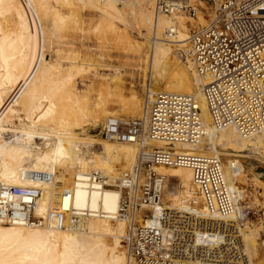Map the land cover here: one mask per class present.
Masks as SVG:
<instances>
[{"label": "bare ground", "instance_id": "bare-ground-1", "mask_svg": "<svg viewBox=\"0 0 264 264\" xmlns=\"http://www.w3.org/2000/svg\"><path fill=\"white\" fill-rule=\"evenodd\" d=\"M200 3L205 11L191 19L193 25L186 23L182 19L184 16L175 17L179 26L175 43L163 39L155 44L150 42L151 52L148 51L142 59L150 81L144 90V100L112 90L95 96L93 102H86L77 97V87L86 78L78 75L84 70L79 67L80 72L76 68L79 66L77 56L72 57L73 52L61 56L64 51L58 43L54 54L51 43L55 42L54 37L59 40L75 37L70 23H77L86 6L99 13L107 28L114 30L115 22H118L124 29H138L147 40L153 32L160 35L171 20L166 16L154 19L153 0H0V185L29 186L33 183L21 178L26 172H53L55 182L45 186V192L36 205V212L42 213L58 203L62 188L72 183L73 176L100 170L107 182H113L123 171L147 161L155 147L219 155L218 148L223 143L222 135H225L229 147H242L264 162V133L242 137L233 126L215 128L202 95L203 82L196 73L190 54L187 53L185 59L176 55L179 61H184L179 67L175 66L172 56L175 49L189 50V27H204L211 17L210 4L204 0ZM63 8L68 11L67 16L63 15ZM56 29L57 37L54 34ZM158 92L188 94L195 99L204 132L199 145L175 143L168 146L166 141L148 137L147 114ZM118 111L124 116L137 114L145 119L136 142L109 141L86 132L90 121L96 126ZM14 117L17 124L13 122ZM103 146L117 149L116 157L106 160L99 153ZM95 147L98 150L94 151ZM222 168L228 186L237 193L239 201V195L243 197L244 191L237 181L232 180L235 164L222 163ZM243 168L252 174L255 183L264 184V174L258 172L252 162ZM154 169L179 185L171 197L163 195V204L185 208L184 201L196 200L197 212L208 215L192 183L189 168L159 165ZM119 199L117 189L86 191L82 184H76L72 202L77 208H86L85 213H78L83 215L79 216L80 227L56 229L0 224V264H128L129 222L115 215ZM240 204L237 202V209ZM132 221L139 224L138 221L144 223L148 220L137 210ZM243 226L244 246L250 264H254L253 243L259 230L247 223ZM121 237L126 240V246L122 245ZM123 248H126L125 252ZM257 264H264V258Z\"/></svg>", "mask_w": 264, "mask_h": 264}, {"label": "built area", "instance_id": "built-area-1", "mask_svg": "<svg viewBox=\"0 0 264 264\" xmlns=\"http://www.w3.org/2000/svg\"><path fill=\"white\" fill-rule=\"evenodd\" d=\"M212 7L204 27L188 31L189 50L176 48L185 59L190 54L201 78L202 95L211 124L219 129L233 126L240 136L264 133V0H204ZM153 16L168 17L170 24L149 42L160 39L175 43L178 15L196 19L204 13L191 0H153ZM146 73L143 88L149 85ZM147 135L151 139L199 145L204 132L199 108L188 94L158 92L147 114ZM144 118L112 116L99 124L100 136L115 142H136L143 131ZM181 166L190 169L192 183L207 210L197 212L196 200L184 201L185 208L162 203L168 181L155 166ZM29 186L0 185V224L28 227L73 229L81 226L78 213H85L72 202L73 189L82 184L86 191L105 188L119 190L117 214L129 222L128 264H250L243 241V225L257 220L253 208L228 186L220 155L154 148L147 161L123 171L107 182L100 170L73 176L62 188L58 203L37 213L36 205L45 186L55 182L53 172L29 171L21 177ZM237 202L240 208L237 209ZM156 207H159L156 209ZM140 210L148 220L135 224ZM149 212V216L145 214ZM156 212V213H155ZM85 217V216H84ZM254 217V218H253ZM80 225V226H79Z\"/></svg>", "mask_w": 264, "mask_h": 264}, {"label": "rangeland", "instance_id": "rangeland-1", "mask_svg": "<svg viewBox=\"0 0 264 264\" xmlns=\"http://www.w3.org/2000/svg\"><path fill=\"white\" fill-rule=\"evenodd\" d=\"M192 1H196L200 6L202 5L200 0H191V2ZM60 8L62 9V7ZM83 11L85 12L80 15V18H75V20L77 19V23H70V25H72L71 28H74L73 34L76 33L75 37L70 36V39L65 37L60 38V40L54 37L53 40L55 42H51L53 43L52 53L55 54V50L60 45V48L64 51L61 52L60 55L66 56V53L69 54L73 52L72 57L76 58L77 56L76 60L77 63H79V66H76V68L78 67L80 72L84 70L81 74H78L80 77L84 76L86 78H84L85 80L77 87V97L81 101L91 102L92 100L94 101L95 96H98L100 93L104 95L106 91L120 90L123 96L130 97L133 94L136 95L139 100H144L145 93L143 84L146 76V69L144 68L145 65L142 59L145 58L148 51L151 52L149 48H151L152 44L140 34L138 29H124L120 23L115 22V28L111 30L107 28L108 25L105 21H101L99 13L94 12L91 7L86 6ZM66 12L68 11L63 8L62 13L64 16L69 14H66ZM186 18L188 17H185V19L182 18L186 23L190 22L191 24L193 22L190 18L187 20ZM70 31L71 34L72 30ZM149 32L151 33V30ZM54 34H56L55 36L57 37V29ZM66 40L67 42H65ZM56 43H58V46H56ZM172 56L176 67L183 64L184 60L179 61L175 52L172 53ZM67 62L68 61H66V64L68 65ZM79 67H83L82 70ZM78 72L77 70V73ZM15 108H18V110L20 109L19 106H15ZM19 116L23 117L22 114ZM115 116L124 115H121L118 111ZM139 116L137 114H131L130 116L127 115L124 117ZM13 119V122L17 124L18 121L16 117ZM99 124L100 123L94 126L90 121L89 126L85 128L86 132L88 131L89 134L94 135L96 138L101 137L99 134ZM79 131L80 130H78V132ZM224 136L225 135H222L223 143L218 148V154L222 159V163L235 164L236 172L232 176V180H234L235 183L237 181V185L244 191L245 202H243V204H248L252 207L254 211L253 216L257 218V220L252 223V225L259 230L258 235L254 239L255 255L252 257L254 264H257L264 258V184L260 186L255 183L252 174L247 172L243 168V165L252 162L256 169H264V162L252 153L242 150V147H240V149L237 145L229 147V140ZM93 150H98V148L95 147ZM99 153L106 160H109L116 157L117 149L110 146H103V148L99 150ZM123 169L126 170L127 168ZM123 169H121V172ZM166 181H168V185L164 196L169 198L171 197L170 195L176 193L175 189L179 188V185L175 180L166 179ZM195 196L198 195L195 193ZM149 215V212L145 214V216ZM138 222L139 224L142 223L140 221ZM122 237L120 239L123 240L122 245L124 246L126 240ZM125 249L126 248H123L124 252Z\"/></svg>", "mask_w": 264, "mask_h": 264}, {"label": "water", "instance_id": "water-1", "mask_svg": "<svg viewBox=\"0 0 264 264\" xmlns=\"http://www.w3.org/2000/svg\"><path fill=\"white\" fill-rule=\"evenodd\" d=\"M257 171L264 174V169L263 168H258Z\"/></svg>", "mask_w": 264, "mask_h": 264}]
</instances>
